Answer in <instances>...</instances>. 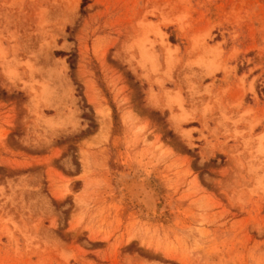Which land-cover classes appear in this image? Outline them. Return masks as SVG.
Returning a JSON list of instances; mask_svg holds the SVG:
<instances>
[{"label": "rangeland", "instance_id": "rangeland-1", "mask_svg": "<svg viewBox=\"0 0 264 264\" xmlns=\"http://www.w3.org/2000/svg\"><path fill=\"white\" fill-rule=\"evenodd\" d=\"M0 264H264V0H0Z\"/></svg>", "mask_w": 264, "mask_h": 264}]
</instances>
